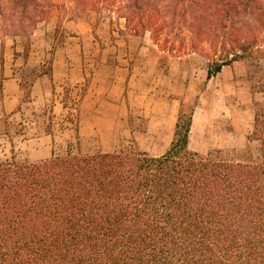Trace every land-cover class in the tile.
I'll return each instance as SVG.
<instances>
[{"label": "trees", "instance_id": "trees-1", "mask_svg": "<svg viewBox=\"0 0 264 264\" xmlns=\"http://www.w3.org/2000/svg\"><path fill=\"white\" fill-rule=\"evenodd\" d=\"M178 6L191 26L203 18L226 29L241 10L252 27L264 17V0ZM38 7L29 0L2 2L1 22L9 16L19 28L37 24L18 13ZM165 8L151 0L122 7L126 29L134 36L150 33L160 60L203 56L198 45L224 40L197 34L162 39L152 16ZM233 40L230 50L205 53L208 79L238 60L264 56L260 34ZM192 114H178L160 156L116 152L1 162L0 264H264V115L259 120L256 114L252 133L260 159L241 163L218 151L190 150Z\"/></svg>", "mask_w": 264, "mask_h": 264}, {"label": "rangeland", "instance_id": "rangeland-1", "mask_svg": "<svg viewBox=\"0 0 264 264\" xmlns=\"http://www.w3.org/2000/svg\"><path fill=\"white\" fill-rule=\"evenodd\" d=\"M6 1L10 0L0 3ZM29 1L39 7L20 8L18 15L25 20L32 17L37 24L25 22L19 28L9 16L2 24L5 18L0 16V26L10 25L0 27V42L14 49L9 56L14 58L20 85V106L0 118V163L13 157L42 162L67 155L116 152L160 156L171 144L175 117L188 115L208 101L212 109L218 103L228 107L225 117L216 122L229 123L206 128L196 125L189 149L200 154L218 151L224 159L241 163L260 159V142L252 133L256 114L259 120L264 115V56L232 63L230 85L219 100L204 95L210 58L205 53L230 50L235 46L233 39L259 34L264 49V17L262 25L252 27L247 12L241 10L236 17L230 16L226 29L210 27L203 18L191 26L190 16L178 6L186 0H151L167 6L152 16L158 20L152 29L162 39L191 34L224 37L217 43L198 45L203 56L192 53L162 61L150 33L134 36L126 29L122 16L127 13L122 7L130 0ZM158 23L163 27L158 29ZM136 57L151 70L129 82L128 70L142 68ZM67 63L76 67L68 76ZM166 74L169 78L163 80ZM43 75L45 92H40L41 86L34 84Z\"/></svg>", "mask_w": 264, "mask_h": 264}, {"label": "crops", "instance_id": "crops-1", "mask_svg": "<svg viewBox=\"0 0 264 264\" xmlns=\"http://www.w3.org/2000/svg\"><path fill=\"white\" fill-rule=\"evenodd\" d=\"M85 32V26H82ZM82 34H85L82 32ZM12 46H2L0 42V95H1V100H0V118L4 114H9L13 112L18 106H20V94H19V89L20 85L19 82L17 81V70L14 68L15 65H13V56L9 54L14 53ZM19 57V56H18ZM143 61L142 58L136 57L135 62L136 64H139L138 66H141V69H133V70H128L126 78L129 77V82L132 81V77L140 76L144 74V71H146L145 75L148 74L150 69V66L148 63H141ZM146 64V65H144ZM65 71H66V76L72 74L74 72L76 67H73L71 63H67L65 65ZM56 71V66L54 65L53 67V73L52 77H54V73ZM223 75H227L229 78H223ZM46 75H43L38 79V82L34 84L35 86H41L40 92H45V86H44V77ZM169 78V75L166 74L163 76V80ZM207 86L206 90L204 91V95L207 94V96H217L219 100L224 97L228 90V86L230 85V65L229 66H224L219 73L216 74L215 78H210L206 79ZM164 83V82H163ZM118 82L116 86H118ZM115 87V83H114ZM128 87H131V84L129 83ZM197 109H200L202 112L197 113ZM228 109V107L224 104L222 106L221 103H218V105L212 109V103L209 101L203 105L202 107H196L195 110L193 111L192 114V126H191V131H190V139L193 133L194 128L196 125L202 126L204 128L216 124H221L222 125H228V121H223V122H216V120H219V118L225 117L223 114L224 110ZM216 118V119H215ZM177 120V116L175 117L174 120V126ZM230 132V131H229ZM227 144V143H224ZM230 144V142H229ZM230 147V145H225V147ZM224 147V146H222Z\"/></svg>", "mask_w": 264, "mask_h": 264}]
</instances>
